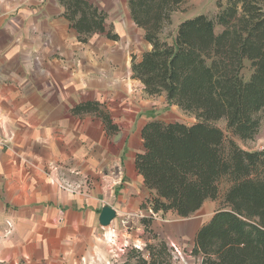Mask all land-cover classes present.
<instances>
[{
  "label": "trees",
  "instance_id": "16d2710c",
  "mask_svg": "<svg viewBox=\"0 0 264 264\" xmlns=\"http://www.w3.org/2000/svg\"><path fill=\"white\" fill-rule=\"evenodd\" d=\"M59 1L79 40L104 32L106 14L96 3ZM126 1L151 45L132 57V78L149 96L163 95L197 118L190 124L153 118L141 128L143 151L134 163L150 193L148 208L185 217L217 198L223 185L221 201L228 207L215 210L195 232L192 253L203 264H264V148L245 149L233 138L252 140L264 114V0H216L213 15L182 19L171 31L165 26L184 0ZM72 111L93 112L106 131L117 129L96 100L78 102ZM219 119L230 135L212 123ZM141 222L148 240L130 248L120 264H172L151 219Z\"/></svg>",
  "mask_w": 264,
  "mask_h": 264
},
{
  "label": "crops",
  "instance_id": "0c3cea01",
  "mask_svg": "<svg viewBox=\"0 0 264 264\" xmlns=\"http://www.w3.org/2000/svg\"><path fill=\"white\" fill-rule=\"evenodd\" d=\"M123 4L144 40L127 1ZM97 5L106 14L105 30L81 41L61 1L0 0V261L5 263L81 264L89 257L97 262L102 207L97 196L105 191L98 178L109 180L110 164L121 162L127 189L134 182L146 189L134 159L143 151L141 128L158 118L150 115L154 106L148 98L154 95L130 71L146 99L132 98L130 81L113 79L125 77L131 59L117 43L121 33L110 13ZM147 44L140 54L149 50ZM91 100L110 112L116 130L106 131L93 112L72 111L76 103ZM53 164L93 178L90 196L58 189L45 174ZM8 222L14 231L5 236Z\"/></svg>",
  "mask_w": 264,
  "mask_h": 264
},
{
  "label": "rangeland",
  "instance_id": "374dc122",
  "mask_svg": "<svg viewBox=\"0 0 264 264\" xmlns=\"http://www.w3.org/2000/svg\"><path fill=\"white\" fill-rule=\"evenodd\" d=\"M95 2L110 13V21L121 33L117 43L126 48L132 62V57H135L133 55H139L142 50L148 48V44L142 40L140 31L131 25L123 0H95ZM216 10V0H184L172 14L170 24L165 27H168V30L171 31L176 28L175 26L182 19L193 17V15L199 13L213 15ZM130 69L124 72L125 77L120 75L113 79L116 83L121 81L128 83L130 81L129 88H126L130 90L132 98L146 99L147 96L143 94L138 81L131 80ZM244 70V73L248 76L249 70ZM148 99V102L154 106L150 115L156 116L164 122L183 121L190 124L197 121L193 113L186 112L177 105L167 102L162 95L149 97ZM260 120L259 131L252 140L241 141L233 136L238 145L251 150L264 148V114H260ZM212 123L223 130L226 136L230 135L229 131L226 130L223 119L212 121ZM109 167L112 177L107 181L98 178V181L104 184L105 188L102 190L105 191L100 194L101 196H97V201L101 206L111 205L116 209L117 214L110 225L101 226L100 233L97 234L99 237L98 242L101 244L97 247L96 252L97 254L100 252V260L94 262V259L92 260L89 257L86 258V261L82 259L81 264H120L126 260V252L130 248H143L148 240V233L141 222L142 218L151 219L150 228L153 233L166 241L170 252H172V264H203L200 255L193 254L191 251L194 234L201 225L207 222L215 210L228 207L221 201L224 186H220L221 193L217 198L205 200L199 210L188 216L180 217L172 211L152 213V210L148 208V198H146L149 193L146 189H143L140 183L134 182L127 189L129 182L124 178V164L120 162L116 165L110 164ZM61 172L63 173L62 176L77 188L75 192H68V194L90 196L89 194H91V190L94 189L96 183L93 178H89L79 169L72 167H62ZM54 183L58 189L62 190L58 183ZM121 200H125L126 205ZM130 201L131 203H129ZM12 226L11 224L8 226L11 230L9 232L6 230L5 236L13 233L14 228ZM37 259L39 258L35 260Z\"/></svg>",
  "mask_w": 264,
  "mask_h": 264
},
{
  "label": "built area",
  "instance_id": "2783aa9c",
  "mask_svg": "<svg viewBox=\"0 0 264 264\" xmlns=\"http://www.w3.org/2000/svg\"><path fill=\"white\" fill-rule=\"evenodd\" d=\"M49 166L50 169L48 172H46V175L51 179V181L58 183L63 191L65 190L67 192L73 193L77 190V188H75L72 185V183H70L68 180L65 179V177L62 176L63 175V173L61 172L62 166L54 165V164ZM7 225L9 226L10 222H8Z\"/></svg>",
  "mask_w": 264,
  "mask_h": 264
},
{
  "label": "water",
  "instance_id": "95a60500",
  "mask_svg": "<svg viewBox=\"0 0 264 264\" xmlns=\"http://www.w3.org/2000/svg\"><path fill=\"white\" fill-rule=\"evenodd\" d=\"M100 213L98 215V223L101 226H108L112 219L116 217L117 211L111 205H103L100 208Z\"/></svg>",
  "mask_w": 264,
  "mask_h": 264
}]
</instances>
